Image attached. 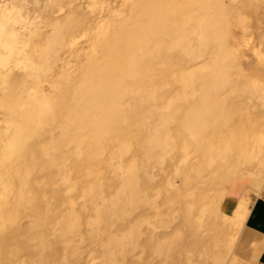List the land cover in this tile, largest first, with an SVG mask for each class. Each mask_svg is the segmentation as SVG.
Here are the masks:
<instances>
[{
  "label": "rangeland",
  "instance_id": "1",
  "mask_svg": "<svg viewBox=\"0 0 264 264\" xmlns=\"http://www.w3.org/2000/svg\"><path fill=\"white\" fill-rule=\"evenodd\" d=\"M60 6L65 7L66 14L68 13L67 15L73 13V11H78V12L74 14L73 18L71 19L72 22L69 23L68 28L67 29L63 28L61 32L62 40L60 41L61 39L60 38L59 42H57L58 41L57 40L54 43L56 45L57 43L59 44L57 46L53 44L54 46H52L48 50L50 51V53L47 51V54L49 53L47 56L50 55V57L47 58L46 53H45L46 49L44 48L45 41L47 37L51 35V32L53 30L52 29L53 23H55L58 20L56 17V12ZM217 6L218 8L220 7L219 10ZM79 8H82V9H79ZM216 9L218 10L219 13L215 11ZM145 10L147 12L148 11L150 12L147 13ZM238 12L241 13L242 15V18H240V20L238 18V14H239ZM61 18H64V16ZM211 18L218 19V25H217V28H215V31L217 30L216 31L217 33H215L216 35L212 33L214 31V29L211 28L213 25L209 23L211 21ZM208 20L210 21L206 23ZM135 23H138V24L135 25ZM131 24L134 26H131ZM144 24H146V26ZM207 25H211V26H207ZM203 27L205 28V31H203L202 33L201 29ZM219 27L221 29H219ZM244 28L248 31L246 32ZM209 29L211 30V32H209ZM142 30H143V33H142ZM218 30L220 31L218 32ZM126 31H128L130 34H128V32ZM133 32H136V33H133ZM146 32H147V35H146ZM125 33H127L126 36H125ZM202 34H203V40L200 41L201 40L200 37ZM212 37L213 38L217 37V41L216 40L214 41V39L212 40ZM134 39H135V42H134ZM136 41H138V43L141 42L140 45ZM200 43H201V46H200ZM141 44L142 45L144 44L143 45L144 48L143 47L138 48L141 46ZM133 48L135 49L133 50ZM212 49H214V51ZM110 50L112 53H110ZM187 50L192 51L193 52L192 55H194V57L192 56V58H190L188 56L189 57L188 58L185 53ZM202 52L211 53V56L209 54L208 55L209 57L204 56L203 58H199L200 60H198L197 57L199 56V53H202ZM131 55L132 56L135 55V57H132ZM217 55L219 58L221 57L220 63L223 62V64L227 66L228 74L233 80V84H229V86L227 87L224 85L225 88L223 85H220L222 81L219 82L221 79L217 78V75L215 74L216 72L215 70H213L214 63L218 62V58L216 57ZM107 57L108 58L110 57V58L108 59ZM134 59H135V63H134ZM142 59H145V60H142ZM105 60H106V63H105ZM179 60L181 62L176 64L177 61L179 62ZM193 60H194V63H193ZM205 60L206 62H204ZM143 61H145L146 63ZM200 61H203L204 63ZM125 62L126 64H124ZM127 63L129 64L133 63L131 65L132 67L129 66V64L127 65ZM205 64H207V66ZM133 65L134 67L136 66L135 68L137 69H134ZM128 67L132 70H130ZM187 67L190 69L187 71L188 73L186 75H195V76H192L193 77L192 80H191L192 77L188 78L189 76H187L186 78V75L180 76L182 70H185ZM197 67H200L199 68L200 72L197 69ZM210 67L211 69H209ZM126 68L129 70H127ZM203 68L206 72L202 70ZM133 69L135 70L134 71L135 73L133 72ZM191 70L195 71V72L193 71L194 74ZM212 70L214 71V74ZM139 72H141V74H138ZM147 72H149V74ZM89 73H92V74H89ZM208 73L209 74L212 73L211 74L212 76L211 75L209 76ZM122 74H123V77L121 76ZM147 76H150V77H147ZM207 76H209V78H207ZM108 77L112 80H110ZM202 77L204 80L202 79ZM210 77H213V80H212L213 82L217 78L216 80L219 83L217 82L218 88L217 87L216 88L218 89L219 92L214 87L215 85L210 84L212 82ZM184 78H186L187 80H185ZM254 79L261 80V82H259L258 84L259 91L260 90L261 91L258 93V96H259L258 98L253 97L252 99L254 101L257 100L256 102L254 101L253 102L256 103L258 106H261V108L264 110V90H263L264 89V0H59V1L58 0H0V134H1L0 136V188L2 189L1 191L2 194L0 195V264H24V263L28 264V261H27L28 259L25 255L22 254V252L23 253L27 252L29 248L35 246V244H37L38 242H40L41 240L42 241L47 240L48 238H53L55 244L52 247H49V248L47 247L44 250L43 255L45 256V258H48V256L50 257L52 253L54 257L56 256L59 257L60 252L58 251L59 250L58 246L63 245L66 242V239H68L67 236H70L65 231H63L61 229L60 224L57 223L58 215L61 216L71 210L70 203L65 204V207L63 206L61 209H59L57 207L58 204L55 202L56 199H58L59 197H65L64 191L62 192L63 185L61 184L58 185V182H57L58 180L56 179L55 177L56 175H54V173H51L50 179H48L46 182L43 181L39 183L35 179L39 174H41L40 172L43 173L46 170H49L48 165L46 164L45 160L40 155V152H39L38 147L36 146V143L39 142V140L42 139L47 133L56 130L59 123L62 121L66 124L65 126L66 128L62 132L61 143H60V145L63 147V151H62L63 153L60 152V153H57V155H58V158L62 159L66 164L70 165V168L71 167L73 168V169L71 168L72 170L71 178L73 177V180H74L75 178L78 177L77 179H75V181H77L79 184L80 195L84 194L82 198L79 197L75 199V202H76L75 209H77L76 216L80 215L83 219H85L84 224H82V226H84L85 229L84 227H82L83 228L82 230L84 232L83 236L86 237L85 239L86 244H87V241H89L88 242L89 244H87V247L83 248L85 249L83 250V252L86 254L87 249L88 251L91 249H93L94 251L92 255L93 256L95 255V256L94 257L92 255L90 256V259L91 257H93L94 260L91 259L90 264H99L104 259L103 252L106 249V246L109 245L110 243L109 234L112 233L111 229L113 227L122 228L123 226H125V224L121 222L123 221V219H125V217L123 216L130 215L132 218V216L136 214L135 212L136 210L133 211V208L131 209L130 206L126 207L128 205L127 195H125L126 193L124 194L125 197L123 196V193L121 191H120V194H118L119 190L123 186L124 187L126 186L125 183L135 184L137 181L140 184L142 183L145 184V186H147V189L151 192L150 194H152V198L155 199L157 197L156 200H159L160 202H162L161 200H163L162 205H161L162 208L165 206L172 207L173 216L176 218V219L174 218L175 221L173 223L176 230L186 229V226H183V223H184L183 220L186 214H189V212H192V213L197 212L201 204H204V203L211 204L217 198L220 202L222 212L225 213L226 210H225V206L222 204V200L228 191L230 183L237 179H244L245 181H251V178L248 175V170L255 171L256 163H255V160H253L254 157L246 158L243 163L244 173L240 172L239 174L236 175L232 173V170H229L228 161L226 159L224 160L221 154H219V152L222 153V150L220 149L222 145H220V148H219V144H218V142L220 141L219 137H221L219 135V132L221 131L224 133L226 132V129L225 127L223 128L220 127L221 124L222 126H224L223 124L224 121L222 120V116H218V114L220 115L223 114V112L221 111V107L223 105H221L222 104L221 102L218 103L219 101L218 99L220 97L221 100L222 99L224 101L228 100L229 103H232L234 105L233 108L232 107L230 108L229 113H227V114H230V115H227L228 119L230 118V120L233 122L237 120L240 116L241 120L245 121L247 118H249V114L247 115L246 113H244L243 112L244 108H242L240 105L245 101L250 102V99H251L250 96L252 95L251 91L253 89L252 83ZM199 80H201V82H199ZM205 80H207L206 84L208 87L205 84ZM82 81L86 82V84H84L83 87H79V84L77 86V83H82ZM198 82L201 84H198ZM73 83H76V85H73L70 87V85ZM99 83H102V84H99ZM109 83H111V85ZM186 83L195 85V87L197 86L196 90H199L197 91L199 94L196 91H194L195 87L193 86L187 89V85H186L184 88L183 86ZM92 84L95 87V89L92 86ZM204 84L206 87L204 86ZM106 85H110V86L107 87ZM89 86H91V88H89ZM125 86L128 88H126ZM221 86L223 87L221 88ZM163 87L164 89H162ZM202 87L206 92L202 90ZM111 89H113V91ZM68 90L70 93L68 92ZM175 90L178 92L181 91L178 93L181 95L180 101L178 103L179 106L173 104L174 106L172 105L171 107H169L170 98L175 96L177 93ZM201 90L203 91L201 94H204V95H201L202 97L200 96ZM208 90L211 92L209 93ZM152 92L155 95H153ZM187 92H189L190 94L188 95ZM212 92L214 94L216 92L217 94L214 95ZM141 93H144V94H141ZM205 93L209 94L210 97L212 98L209 97L208 99ZM138 94H140V97ZM148 94H149V97H148ZM66 95H67V98H66ZM103 95H105V97ZM185 95L188 97L185 98L184 97ZM196 97L198 98V101L201 100L202 102H198L197 100H195ZM69 98L71 101L69 100ZM107 98L111 102L107 100ZM200 98H202L203 100ZM210 99L212 102L214 103L216 102V103L211 104L212 102L209 101ZM98 100L100 101V104ZM188 100H190V102ZM64 101L65 103L67 102L68 103L65 104ZM87 101L89 102L87 103ZM107 101H108V104H107ZM131 101L134 103V105H131L130 103ZM204 101H209V102L203 103ZM77 102H79V105H76ZM94 102L98 106L101 105L102 107L99 106L97 109L96 104L93 105ZM184 103L185 105H183ZM208 103L210 104L207 105ZM89 104L90 105L92 104L94 108H91ZM119 104L121 107H123L122 109L119 106ZM160 104H162L163 106ZM193 104L195 106H193ZM196 104H197V107H196ZM204 104L207 105L206 107H211V105L212 107L213 105L214 107L215 106L216 107L213 108V110H212V107L209 109L207 108L208 110H206V108L205 109L203 108L205 107ZM125 106L127 107V109H125ZM129 106H131L133 109L128 108ZM100 107L103 108L104 110L100 109ZM164 107H169V109L167 111L162 110V112H161V109H158V108H164ZM200 107L203 110L199 111ZM191 108L193 109L196 108L197 110L196 109L193 110ZM66 109L68 110L67 112H66ZM214 110H215V113H214ZM94 112L97 115H95ZM112 112L114 114H112ZM124 112H125V115L123 114ZM101 113H104V114H101ZM115 113L117 115H115ZM190 113H192V115ZM232 113L234 115H232ZM251 113H250L251 118L254 121L259 119L258 115L255 112H251ZM93 114L97 116L96 118H98V120H95L96 118ZM200 114L202 116H200ZM19 115L28 116V119H29L28 126L29 127L27 129V132L21 138V143L22 144L23 142L25 143V148L22 149V147L19 146L18 151L14 155H12V154L7 153L8 147L6 144L9 139L18 136L19 134L18 121H17V117ZM66 115H68V117ZM71 115H72V119H71ZM82 115L84 116V119H86L87 121H84L83 119H81L83 118ZM105 116H106V120H104ZM123 116L124 117L126 116V118H124ZM165 116H170L171 122L169 119L167 120L168 121L167 122L164 119ZM188 117H190L189 119L191 121L195 120L192 118H195V117L200 118V119L195 120V124L197 125L194 124V126L201 127V130H199L200 129L199 127L198 128L195 127L196 133H199V134L194 133L195 135H198L197 137H195V135L194 137L190 136V134H189L190 137L188 136L187 132L189 131L186 130L188 129L187 126L193 124L192 122L189 123L190 121L187 120ZM175 118H177L178 121ZM206 118H208L207 119L208 124L207 123L203 124L202 120L206 121L205 120ZM233 118L235 120H233ZM123 119L126 122V124H124L125 122L123 121ZM69 120L72 122L70 123ZM102 120L104 122H102ZM181 120L182 122L184 120V123L182 125H181L182 123ZM198 120L199 122H197ZM106 121L108 124L106 123ZM112 121L113 123L110 124ZM133 121L137 122L138 129L133 127ZM165 121L170 126L166 125ZM150 122H151V125H158L160 123L161 125L165 124V126H163L164 128H162L163 130L171 127L172 129L170 128L171 129L170 131L174 132V140L178 137V139H176L178 141L175 140L176 143H174V141L171 142V144L172 143L176 144L175 147L177 148L175 147L171 148L173 147V145L171 146V144H170V148L169 147L167 148V151L171 152L170 156L172 155L174 159L173 161L168 160L169 162L168 165L171 163L170 165L172 167H170V165L169 167H167L166 165V167L164 168L165 171H163V167L165 165L163 167L161 166L162 167L161 168V167H158L159 165L156 164L155 161L153 162V159H155L153 158L155 156L154 153H152L153 154L152 159L147 158L145 155L146 154L145 149H147L148 147L147 140L150 138L149 137L150 135L148 136L149 134L148 127L149 126L151 127ZM103 123H105L106 125ZM177 123L179 125H177ZM200 123H202V125H200ZM218 123H221V124H218ZM97 124L98 126H96ZM112 125L114 127L113 130H112L113 128ZM205 125L206 127H209V128H206ZM255 125H254V128L256 129L257 125L256 126ZM202 126H204L205 128H203ZM96 127H98L100 130L97 129ZM181 127H183V129L180 130ZM202 128L204 131L202 130ZM131 129H134V130H131ZM79 130L81 133H79ZM97 130L99 134L97 133ZM197 130H199L200 132ZM66 131L68 135L67 133H65ZM133 131L138 132V136L139 134H143V137L145 140L148 137L146 141L144 140L145 149L143 148L142 149L143 152L140 151L139 155L138 154L136 155L137 159L132 158V157L130 158L129 155H127L128 157H122V158L117 156L115 159L110 161L111 164L109 163V161L108 163L107 162L104 163V166H102L104 168L101 169L103 171L98 170L97 167H94V169L90 167V165L92 166L95 164V162L97 163L98 161H100V159H102V156L105 154V151L109 145V140L107 138H104L105 132L109 136H113L114 134L116 135L120 134L121 137L132 135L131 139L133 141L135 140L136 142L138 140V136H135ZM69 132L72 135H70ZM100 132L101 133L103 132L104 135L101 134ZM239 132L242 133L241 131H238V133ZM86 133L88 134L86 135ZM201 133L204 134L202 135V137L205 138L206 136L205 138L206 141L205 139L202 140V137H200ZM64 135L66 136V138ZM133 135L135 138L133 137ZM87 136L88 137L90 136V139ZM91 136L95 138V140L97 141L100 139H101L100 141L103 140L102 150L99 148H96L94 151H91L89 155L87 154L85 156L83 155L84 156L82 157L83 160L82 158L79 160L80 158L79 154H75L77 153V151L74 150L76 149L75 146L72 147L71 149V150H74L75 152L74 151L71 152L70 150L67 151V148L69 149V146L71 147L72 145L70 143V140L72 137H77L78 139L81 138V143L84 144L82 147H85V149L86 148L88 149L90 147L91 149H93L96 145L95 143L96 141L94 142L95 143L94 144L93 143L94 139ZM96 136L99 139H97ZM195 138L196 139L198 138L196 141L197 143L194 141ZM185 139H186V143L190 141L192 142V144H190V142L186 144L184 142ZM189 139H192V140L194 139V140L191 141ZM85 140L86 142L88 141V143L84 142ZM195 143L197 144V146ZM200 143L205 144L204 148L207 147L208 151L204 152L202 150L201 152H199L200 150H198V148H199ZM188 144L193 145L191 146L193 148L191 149V147H188L190 146ZM232 145H233L232 148H236L235 144H232ZM236 145H238L237 146L238 154L236 155L235 160H237L238 161L237 163L240 164V159H241L240 155L243 153V150H244L243 141L239 139L236 142ZM66 146L67 148H64ZM215 147L217 148L213 149ZM183 148H184V152H183ZM188 149H191L190 150L191 152ZM212 150H215V151L212 152ZM98 151L99 152L102 151V152L99 153ZM176 151H178V154L176 153ZM172 152H175V153H172ZM186 152H188L189 156L186 155L187 154ZM97 154L99 155L100 159H98ZM4 155L5 157L9 159V161H6L5 157L3 158ZM190 155H192L193 157ZM139 157H141L142 159ZM198 157L199 158L206 157L205 159L207 160L202 158V160L205 161L206 164H204L205 162H203L201 159L199 160ZM30 158H32L31 159L32 161H30ZM95 158H97L98 160H96ZM125 158H128V160ZM191 159L193 162H191ZM125 160H127V163L125 162ZM148 160L151 161V164L150 162H148ZM201 161L202 163H200ZM188 162L191 165L190 167L191 171L188 170L187 172L185 168L183 171L177 170L178 167H173L174 164L175 166H178V165H184L185 163H188ZM134 164H137V165H134ZM109 165H111V167H109ZM143 165L145 167H143ZM151 165L153 167L154 166L156 167L153 168ZM204 165H209V166H204ZM78 166L82 169L81 173H77L76 171ZM127 166H132V167L137 166V167L134 168L135 171H133V173H126V174L122 173L121 175V169ZM206 167L207 169H201V168H206ZM85 168H86V171H84ZM87 168L89 171L87 170ZM107 168L109 169L110 172L108 171ZM149 168H153V169L149 170ZM157 168H160V169L157 170ZM104 169L107 172H104ZM161 170L164 173L160 172ZM94 171L97 172L98 175L95 174ZM82 172L85 176H83ZM189 172L193 175V177L195 176V179L194 178L191 179V177L189 178V176L191 175ZM25 173H28L26 180H25L26 182L24 181ZM99 174L101 176H99ZM134 174L138 176L139 179H140V176L141 177L143 176L142 180L140 179V182H139V179H137L135 180V183H134V180L131 181ZM263 174L264 173H256L255 177L259 178L262 181L264 180ZM174 175L176 177H174ZM89 176L91 179L89 178ZM152 176H154V179L157 182H159L160 180L162 181V184H163L161 185L162 188L160 187L155 190L153 187L149 186L147 182L148 180L151 179ZM101 177H103V179ZM166 177L167 178L171 177L172 180L174 179V181H172V183L167 182L169 179L167 180ZM175 178L176 179L178 178V179L176 180ZM180 179L182 182L180 181ZM29 180L31 183L29 182ZM95 180L97 181L98 185ZM53 182L55 183L54 184L55 186L53 185ZM179 182L180 184L178 185ZM113 183L115 184L113 185L114 188L116 186L118 187V188L116 187L117 190L112 187L111 184ZM118 183L121 184V186H119ZM170 183L172 184V187L174 188L170 187L171 185ZM37 184L40 186L38 187ZM48 184H50L51 186ZM93 184L95 187L93 186ZM234 185H235V182H233V186ZM47 186L49 187L45 188ZM109 186L112 188L110 189ZM175 187L178 188L179 190L175 189ZM96 188L98 189L96 190ZM44 189L46 191H50L52 200L50 199L49 201H52L51 203H49L48 200L44 198ZM101 189L106 191L104 194V196H106V199H104V201L102 200V202L99 203L102 209V213H103V214L101 213V216H100L98 215V212L95 208L92 207L91 209V199H95L93 197H95L96 194H97L96 197L99 198ZM193 189L195 190L193 191ZM83 190L85 191V193L89 192L90 195L85 194ZM157 191L160 192V195ZM174 194L176 197L174 196ZM71 196L75 198V195L71 194ZM211 196L213 198H209ZM173 198H174V201H173ZM85 199L87 200L85 201ZM118 200H120V202ZM172 201H173V204H172ZM186 201L189 204H187ZM47 202L49 203V205L47 204ZM194 204H196V206H194ZM118 205L119 206L121 205V208H119ZM16 208H21L23 212H26V210H28L32 213V215H28V216L30 217L34 216L33 217L34 226L31 227L32 233L26 237H22V236L15 237L16 236L15 233L19 229L20 222L23 221V220H15L14 210ZM39 208H40V211L39 213L36 214ZM118 208L120 209V212L113 213ZM189 208H193V209L191 210ZM242 210H243L242 212H240L239 209L236 211L244 215L249 209L247 207H244ZM49 211H51V213ZM180 211L182 212V214ZM37 215L39 216V219ZM120 215H122V217ZM177 215H179L178 218H177ZM87 222L89 224H87ZM243 222H244V219H243ZM98 223H101L100 226H98L99 225ZM111 225L112 227H110ZM176 225H178V227ZM90 230L92 232L89 235L88 231L90 233ZM159 231L162 232L163 230H159ZM236 232L233 234L234 236H236L235 239L238 236L239 230H237ZM39 233H42V235L38 236ZM90 236H91V239H90ZM26 241H28L29 243L31 242L30 245L27 244L28 242L24 243ZM181 241H179L177 250H179L180 246L182 247L183 245L182 243L185 241V239H182ZM17 246H20V250L18 248L15 249ZM21 246L23 247L21 248ZM1 248L3 249L9 248L10 251L16 250V254L10 255L9 251L3 253ZM129 248L130 247H128L127 249ZM128 253L130 254V250H128ZM150 253H152V255ZM149 254L150 256L154 258L153 259L152 257L148 256L149 259H147V261L149 260L150 263L152 259H153L152 262L155 263L156 261V263H158V260L161 261L162 259L166 258L164 255L158 256L157 253L152 252V251L150 252L148 249L146 255H149ZM248 254H249L248 247H245V245H242V248L237 249V251L235 252V257L243 261L247 258ZM17 255H20V256H17ZM97 256L98 258H100L97 260L98 263L96 262V259H95L97 258ZM15 257H17L18 259ZM23 258H25L26 260ZM35 259L36 257L31 259V261ZM133 261L135 262L136 259L133 258ZM174 264H178V261H176V263Z\"/></svg>",
  "mask_w": 264,
  "mask_h": 264
},
{
  "label": "bare ground",
  "instance_id": "2",
  "mask_svg": "<svg viewBox=\"0 0 264 264\" xmlns=\"http://www.w3.org/2000/svg\"><path fill=\"white\" fill-rule=\"evenodd\" d=\"M59 1V0H58ZM70 3H72V2H70ZM69 3V4H70ZM69 7H71V6H69ZM217 8H218V6H217ZM220 8V7H219ZM219 8H218V10H219ZM79 9H82V8H79ZM242 9V8H241ZM240 9V10H241ZM147 10V9H146ZM145 10V11H146ZM218 10L216 9L215 11L217 12V13H219L218 12ZM133 11V10H132ZM78 11H73V13H71V14H69V15H67L66 14V9H65V7L64 6H60L59 8H58V10H57V12H56V17H57V21L55 22V23H53V26H52V32H51V35H49L48 37H47V39H46V41H45V49H46V51H45V53H46V57L48 58V57H50V55L49 56H47L49 53H50V51H48L52 46H54V45H56V44H54L55 43V41H57V42H59V39L62 37V34H61V32H62V30H63V28H68V25H69V23H71L72 22V18H73V16H74V14L75 13H77ZM147 12V11H146ZM148 12H150V11H148ZM147 12V13H148ZM133 13V12H132ZM239 13V12H238ZM64 16V18H61V17H63ZM76 16V15H75ZM238 18H239V20H240V18H242V15H241V13H239L238 14ZM134 19V18H133ZM125 20V19H124ZM127 20V19H126ZM137 20H139V19H137ZM210 20H208L206 23H208ZM125 22V21H124ZM139 23V22H138ZM138 23H135V25L136 24H138ZM144 23V22H143ZM209 23H211V25H213L211 28L212 29H214V31L212 32V33H217L216 31H215V28H217V25H218V19L217 18H211V21L209 22ZM122 24V23H121ZM128 24V23H127ZM130 24V23H129ZM141 25V24H140ZM145 26H146V24H144ZM211 25H207V26H211ZM131 26H134V25H132L131 24ZM137 26H139V25H137ZM144 26V27H145ZM123 27V26H122ZM143 27V28H144ZM128 28H129V26H128ZM134 28V27H133ZM132 28V29H133ZM146 28V27H145ZM144 28V29H145ZM210 28V27H209ZM142 29V28H141ZM143 29V30H144ZM207 29V28H206ZM219 29H221L220 27H219ZM245 29V28H244ZM125 30V29H124ZM123 30V31H124ZM130 30H131V28H130ZM143 30H142V33H143ZM202 33H203V31H205V28L203 27L202 29ZM201 30H200V32H201ZM134 31V30H133ZM137 31H138V29H137ZM145 31V30H144ZM147 31V30H146ZM182 31V30H181ZM220 30H218V32H219ZM223 31V30H222ZM221 31V32H222ZM245 31L247 32L248 30H246L245 29ZM126 32H128V31H126ZM176 32V31H175ZM209 32H211V30L209 29ZM133 33H136V32H133ZM180 33V32H179ZM126 34L127 33H125V36H126ZM128 34H130L129 32H128ZM144 34H145V32H144ZM211 34V33H210ZM64 35H66V34H64ZM123 35H124V33H123ZM122 35V36H123ZM134 35V34H133ZM146 35H147V32H146ZM216 35V34H215ZM129 36V35H128ZM124 37V36H123ZM205 37V36H204ZM64 38V37H63ZM122 38V37H121ZM133 38V37H132ZM143 38V37H142ZM145 38V37H144ZM201 40L200 41H202L203 40V34L201 35ZM247 38H248V36H247ZM127 39H128V37H127ZM208 39V38H207ZM214 39V41L216 40L217 41V37H212V40ZM62 40V38L60 39V41ZM111 40V39H110ZM120 40V39H119ZM126 40V39H125ZM125 40H124V42H125ZM130 40V39H129ZM204 40H206V39H204ZM244 40H245V38H244ZM133 41V40H132ZM131 41V42H132ZM145 41V40H144ZM130 42V41H129ZM134 42H135V39H134ZM137 43H138V41H136ZM143 42V41H142ZM146 42V41H145ZM127 43H128V41H127ZM141 43V42H140ZM140 43H138L139 45H140ZM147 43V42H146ZM145 43V44H146ZM54 44V45H53ZM59 43H57V45H58ZM120 44V43H119ZM136 44V43H135ZM137 44V45H138ZM56 45V46H57ZM61 45V44H60ZM115 45V44H114ZM128 45V44H127ZM130 45V44H129ZM144 45V44H143ZM143 45L141 44V46L140 47H138V48H141V47H143ZM209 45V44H208ZM117 46H119V45H117ZM200 46H201V43H200ZM203 46V45H202ZM109 47H110V45H109ZM134 47H135V45H134ZM147 47V46H146ZM149 47V46H148ZM118 48V47H117ZM122 48V47H121ZM144 48V47H143ZM193 48H195V47H193ZM209 48V47H208ZM55 49H56V47H55ZM135 48H133V50H134ZM187 49V48H186ZM191 49V48H190ZM120 50V49H119ZM125 50V49H124ZM200 50V49H199ZM199 50H198V52H199ZM213 51H214V49H212ZM47 51L49 52L48 54H47ZM117 51V50H116ZM122 51V50H121ZM123 52V51H122ZM133 52V51H132ZM138 52V51H137ZM136 52V53H137ZM184 52V51H183ZM191 52V53H190ZM210 52V51H209ZM218 52V51H217ZM230 52V51H229ZM110 53H112L111 52V50H110ZM135 53V54H136ZM186 56L188 57H190V58H192V56L194 57V55H192L193 54V52L192 51H189V50H187L186 52ZM196 53V52H195ZM219 53V52H218ZM260 53V52H259ZM55 54V53H54ZM116 54V53H115ZM210 54V56H211V53H205V52H202V53H199V56L197 57L198 58V60H200L199 58H203L204 56H207V57H209L208 55ZM230 54V53H229ZM51 55H52V53H51ZM110 55V54H109ZM139 55V54H138ZM231 55H232V53H231ZM54 56V55H53ZM132 56V55H131ZM196 56V55H195ZM213 56H215V55H213ZM227 56V55H226ZM132 57H135V55L134 56H132ZM139 57V56H138ZM188 57V58H189ZM217 58H218V62H215L214 63V67H213V70H215V74L217 75V78L218 79H221L219 82H221V84L220 85H225L226 87L227 86H229V84H233V80L231 79V77L229 76V74H228V70H227V66H225L224 64H223V62H221L220 63V58L218 57V55L216 56ZM223 57V56H222ZM228 57V56H227ZM108 58V57H107ZM110 58V57H109ZM108 58V59H109ZM119 58V57H118ZM196 58V59H197ZM104 59V58H103ZM128 59V58H127ZM194 59V58H193ZM195 59V60H196ZM115 60V59H114ZM142 60H145V59H142ZM111 61V60H110ZM110 61H109V63H110ZM116 61V60H115ZM122 61V60H121ZM126 61V60H125ZM129 61H131V60H129ZM133 61V60H132ZM127 62V61H126ZM126 62L124 63V64H126ZM137 62V61H136ZM143 62H145V61H143ZM181 61L179 60V62L177 61V63L176 64H178V63H180ZM196 62V61H195ZM200 62H203V61H200ZM204 62H206V60L204 61ZM203 62V63H204ZM208 62V61H207ZM105 63H106V60H105ZM108 63V64H109ZM112 63V62H111ZM116 63V62H115ZM134 63H135V59H134ZM146 63V62H145ZM193 63H194V60H193ZM210 63V62H209ZM123 64V65H124ZM129 63H127V65H128ZM133 63H131V64H129V66H131ZM139 64H140V62H139ZM142 64V63H141ZM197 64V63H196ZM208 64V63H207ZM207 64H205L206 66H207ZM135 65V64H134ZM134 65H133V67H134ZM145 65H147V64H145ZM165 65V64H164ZM180 65V64H179ZM203 65V64H202ZM204 65V66H205ZM211 65V64H210ZM213 65V64H212ZM99 66V65H98ZM110 66V65H109ZM115 66H116V64H115ZM120 66H122V65H120ZM119 66V67H120ZM140 66V65H139ZM203 66V67H204ZM132 67V66H131ZM136 67V66H135ZM134 67V69H137V68H135ZM153 67V66H152ZM202 67V66H201ZM104 68V67H103ZM106 68V67H105ZM123 68V67H122ZM129 68V67H128ZM199 68L200 67H197V69L199 70ZM102 69V68H101ZM101 69H99V70H101ZM111 69V68H110ZM127 69V68H126ZM125 69V70H126ZM130 69V68H129ZM129 69H127V70H129ZM133 69V72L135 71ZM187 69V70H186ZM185 70H182V72H181V74H180V76H184V75H186L188 72V70L190 69V68H186ZM195 69V68H194ZM209 69H211V67L209 68ZM98 70V71H99ZM104 70V69H103ZM102 70V71H103ZM130 70H132V69H130ZM141 70H142V68H141ZM196 70V69H195ZM202 70H204V68L202 69ZM212 70V71H213ZM110 71V70H109ZM121 71H122V69H121ZM120 71V72H121ZM192 72L194 71V70H191ZM205 71V70H204ZM203 71V72H204ZM94 72V71H93ZM195 72V71H194ZM194 72H193V74H194ZM199 72H200V70H199ZM206 72V71H205ZM101 73V72H100ZM124 73V72H123ZM135 73V72H134ZM148 74H149V72H147ZM89 74H92V73H89ZM106 74V73H105ZM130 74V73H129ZM128 74V75H129ZM138 74H141V72H139ZM206 74V73H205ZM209 74V73H208ZM212 73H210L209 74V76L211 75ZM213 74H214V71H213ZM216 75H215V77H216ZM101 76V75H100ZM108 76H110V75H108ZM122 77H123V74L121 75ZM131 76V75H130ZM140 76V75H139ZM187 76H189L188 78H190V77H192V76H195V75H186V78H187ZM205 76V75H204ZM203 76V77H204ZM209 76H207V78H209ZM212 76V75H211ZM126 77V76H125ZM128 77V76H127ZM147 77H150V76H147ZM203 77H202V79H203ZM88 78V77H87ZM93 78V77H92ZM97 78V77H96ZM109 78V77H108ZM131 78V77H130ZM136 78V77H135ZM181 78V77H180ZM179 78V79H180ZM183 78V77H182ZM186 78H184L185 80H187ZM216 78V79H217ZM95 79V78H94ZM110 79V78H109ZM108 79V80H109ZM124 79V78H123ZM132 79V78H131ZM178 79V80H179ZM193 79V77L191 78V80ZM201 79V80H202ZM210 79H211V81L213 80V77H210ZM214 80V82L212 81H210L211 83V85H215L214 87L216 88H218V86H217V80ZM93 80V79H92ZM104 80V79H103ZM110 80H112V79H110ZM119 80V79H118ZM134 80V79H133ZM136 80V79H135ZM148 80V79H147ZM182 80V79H181ZM201 80H199V82H201ZM204 80V79H203ZM209 80V79H208ZM95 81V80H94ZM124 81V80H123ZM138 81V80H137ZM145 81V80H144ZM206 81L207 80H205V84H206ZM216 81V82H215ZM104 82V81H103ZM102 82V83H103ZM111 82V81H110ZM112 82H114V81H112ZM183 82V81H182ZM181 82V83H182ZM185 82V81H184ZM192 82V81H191ZM198 82V84H201V83H199ZM218 82V83H219ZM259 82H261V80H258V79H254L253 80V83H252V86H253V89H252V91H251V99H250V102L249 101H245V102H243L240 106L242 107V108H244V110H243V112L244 113H246L247 115L249 114V118H247L245 121H242L241 120V118H240V116H239V118L237 119V120H235L234 118H233V120H235V121H231L230 120V118L228 119L227 118V115H230V114H227V113H229V110H230V108L232 107L233 108V104L232 103H229L228 102V100H221L220 99V97H219V101H218V103L219 102H221L222 104L221 105H223L222 107H221V111L223 112V114L222 115H220V114H218V116H222V120L224 121V126H222V124L221 123H218V124H221L220 125V127H225V129H226V132H221L220 130V132H219V135L221 136V137H219V142H218V144H219V148H220V145H222L221 146V150H222V153H220L219 152V154H221V156L224 158V160L226 159L227 161H228V167H229V170H232V173L233 174H239L240 172H242V173H244L243 171H244V160L246 159V158H248V157H254L253 158V160H255V163H256V170L255 171H252V170H248V175L250 176V178H251V180L252 181H258L259 180V178H256L255 176H256V173H264V110L261 108V106H258L256 103H254V102H256V101H254L252 98L254 97H256V98H258L259 96H258V93L261 91H259ZM102 83H99V84H102ZM124 83V82H123ZM148 83V82H147ZM175 83H176V81H175ZM178 83V82H177ZM180 83V84H181ZM78 84H79V87H83L84 86V84H86V82H84V81H82V83H77V86H78ZM95 84V83H94ZM98 84V83H97ZM106 84V83H105ZM110 85H111V83H109ZM117 84H119V83H117ZM150 84V83H149ZM198 84H196V85H198ZM205 84H204V86H205ZM73 85H76V83H73V84H71L70 85V87L71 86H73ZM110 85H106L107 87L108 86H110ZM113 85V84H112ZM121 85V84H120ZM119 85V86H120ZM130 85V84H129ZM132 85H133V83H132ZM131 85V86H132ZM135 85V84H134ZM183 85V84H182ZM187 85V89L188 88H190V87H195V85H192V84H184V88H185V86ZM203 85V84H202ZM201 85V86H202ZM68 86V85H67ZM92 86H93V84H92ZM97 86H99V85H97ZM105 86V87H106ZM118 86V87H119ZM139 86V85H138ZM179 86V85H178ZM206 86H207V84H206ZM205 86V87H206ZM223 86H221V88L223 87ZM225 86H224V88H225ZM94 87V86H93ZM93 87H92V89H93ZM104 87V86H103ZM112 87V86H111ZM126 87V86H125ZM130 87V86H129ZM144 87H145V85H144ZM159 87H161V86H159ZM197 87V86H196ZM196 87L194 88V91H199V90H196ZM199 87V86H198ZM204 87V88H205ZM208 87V86H207ZM211 87V86H210ZM89 88H91V86H89ZM110 88V87H109ZM126 88H128V87H126ZM200 88V87H199ZM214 88V89H215ZM216 88V90L218 91V89ZM68 89V88H67ZM71 89V88H70ZM94 89H95V87H94ZM100 89H102V88H100ZM108 89V88H107ZM115 89H117V88H115ZM155 89V88H154ZM162 89H164V87L162 88ZM99 90V89H98ZM112 91H113V89H111ZM149 90V89H148ZM176 90H177V88H176ZM175 90V91H176ZM181 90V89H180ZM202 90L203 91H205L204 89H203V87H202ZM201 90V92H200V96L201 95H204V94H201L203 91ZM209 90H211V89H209ZM208 90V91H209ZM213 90V89H212ZM264 90V89H263ZM73 91V90H72ZM163 91V90H162ZM68 92H69V90H68ZM87 92V91H86ZM90 92V91H89ZM100 92V91H99ZM107 92V91H106ZM120 92V91H119ZM140 92H141V90H140ZM177 93H176V95L175 96H173L172 98H170V100H169V102H170V106L169 107H171L173 104L174 105H178L179 106V101H180V97H181V95L180 94H178L179 92H181V91H176ZM206 92V91H205ZM211 91H209V93H210ZM219 92V91H218ZM223 92V91H222ZM222 92H220V93H222ZM70 93V92H69ZM77 93V92H76ZM108 93V92H107ZM132 93V92H131ZM153 93V92H152ZM166 93V92H165ZM188 93V95L190 94L189 92H187ZM198 93V92H197ZM213 93V92H212ZM92 94V93H91ZM101 94V93H100ZM141 94H144V93H141ZM182 94V93H181ZM186 94V93H185ZM191 94H193V93H191ZM199 94V93H198ZM214 94V93H213ZM215 94H217L216 92H215ZM214 94V95H215ZM71 95V94H70ZM90 95V94H89ZM102 95V94H101ZM100 95V96H101ZM139 95V97H140V94H138ZM153 95H155L154 93H153ZM205 95L208 97V99H209V97H210V95L209 94H206L205 93ZM209 95V96H208ZM72 96V95H71ZM86 96V95H85ZM94 96V95H93ZM104 97H105V95H103ZM152 96V95H151ZM82 97V96H81ZM88 97V96H87ZM116 97V96H115ZM148 97H149V94H148ZM185 98H187L188 96H184ZM197 97H198V95H197ZM196 97V98H197ZM202 97V96H201ZM222 97V96H221ZM66 98H67V95H66ZM89 98V97H88ZM183 98V97H182ZM195 98V100H197L198 101V98L196 99ZM204 98V97H203ZM206 98V97H205ZM210 98H212V97H210ZM215 98H216V96H215ZM86 99V98H85ZM104 99V98H103ZM103 99H102V101H103ZM117 99V98H116ZM122 99V98H121ZM191 99H192V97H191ZM200 99H202V98H200ZM69 100H70V98H69ZM105 100V99H104ZM107 100H109L108 98H107ZM114 100V99H113ZM139 100V99H138ZM203 100V99H202ZM221 100V101H220ZM67 101V100H66ZM71 101V100H70ZM99 101V100H98ZM110 101V100H109ZM117 101V100H116ZM128 101V100H127ZM185 101V100H184ZM189 102H190V100H188ZM192 101V100H191ZM209 101H211V99L209 100ZM209 101H204L203 103H207V102H209ZM254 101V102H253ZM89 101H87V103H88ZM95 102H97V101H95ZM94 102V104L93 105H95L96 103ZM111 102V101H110ZM193 102H194V100H193ZM198 102H202L201 100H199ZM212 102V101H211ZM210 102V103H211ZM64 103H65V101H64ZM68 103V102H67ZM67 103H65V104H67ZM93 103V102H92ZM105 103V102H104ZM118 103V102H117ZM116 103V104H117ZM125 103V102H124ZM131 103V105H134V103L131 101L130 102ZM210 103H208L207 105H209ZM214 102H212L211 104H213ZM216 103V102H215ZM214 103V104H215ZM258 103V102H257ZM99 104H100V101H99ZM102 104V103H101ZM107 104H108V101H107ZM113 104H114V102H113ZM128 104V103H127ZM159 104V103H158ZM247 104V105H246ZM76 105H79V102H77L76 103ZM86 105V104H85ZM90 105V104H89ZM92 104L90 105L91 106V108H94V106H93ZM160 105H162V104H160ZM173 105V106H174ZM183 105H185V103L183 104ZM188 105H189V103H188ZM205 105V104H204ZM207 105H205V107H203L204 109L206 108V110H208L209 108H211L212 107V105H211V107H206ZM218 105V104H217ZM96 108L98 109V107L99 106H101V105H97L96 104ZM113 106V105H112ZM116 106V105H115ZM118 106V105H117ZM119 106H120V104H119ZM136 106V105H135ZM163 106V105H162ZM187 106V105H186ZM193 106H195L194 104H193ZM201 106V105H200ZM244 106V107H243ZM72 107H73V105H72ZM102 107V106H101ZM100 107V109H103V108H101ZM105 107V106H104ZM114 107V106H113ZM113 107H112V109H113ZM121 107V106H120ZM119 107V108H120ZM139 107V106H138ZM161 107V106H160ZM169 107H164V108H158V109H161V112H162V110H164V111H167L168 109H169ZM196 107H197V104H196ZM199 107V106H198ZM202 107V106H201ZM200 107V109H199V111L200 110H203L202 108ZM216 107V106H215ZM214 107V105H213V107H212V110H213V108H215ZM67 108V107H66ZM110 108H111V106H110ZM116 108V107H115ZM114 108V109H115ZM123 107H121V109H122ZM128 108H132L131 106H129ZM208 108V109H207ZM219 108V107H218ZM65 109V108H64ZM69 109H70V107H69ZM106 109V108H105ZM125 109H127V107L125 106ZM133 109V108H132ZM154 109V108H153ZM157 109V108H156ZM185 109V108H184ZM191 109H193V108H191ZM190 109V110H191ZM196 109V108H195ZM195 109H193V110H195ZM104 110V109H103ZM130 110V109H129ZM143 110V109H142ZM141 110V111H142ZM183 110V109H182ZM197 110V109H196ZM211 110V109H210ZM218 110V109H217ZM68 110L66 109V112H67ZM74 111V110H73ZM73 111H71V112H73ZM101 111V110H100ZM106 111V110H105ZM125 111V110H124ZM145 111V110H144ZM219 111V110H218ZM246 111V112H245ZM255 112L257 115H258V117H259V119H257V120H253L252 118H251V112ZM104 112V111H103ZM109 112V111H108ZM115 112V111H114ZM117 112V111H116ZM121 112V111H120ZM188 112V111H187ZM196 112V111H195ZM203 112V111H202ZM206 112V111H205ZM89 113V112H88ZM95 113V112H94ZM193 113V112H192ZM192 113H190L191 115H192ZM207 113V112H206ZM205 113V114H206ZM212 113V112H211ZM214 113H215V110H214ZM213 113V114H214ZM240 113V112H239ZM251 113V114H250ZM101 114H104V113H101ZM110 114V113H109ZM109 114H107V115H109ZM112 114H114L113 112H112ZM124 115H125V112L123 113ZM122 114V115H123ZM186 114V113H185ZM94 115V114H93ZM95 115H97L96 113H95ZM94 115V116H95ZM106 115V116H107ZM115 115H117L116 113H115ZM129 115V114H128ZM128 115H126V116H128ZM184 115V114H183ZM199 115V114H198ZM210 115V114H209ZM232 115H234L233 113H232ZM231 115V116H232ZM254 115V114H253ZM67 117H68V115H66ZM77 116V115H76ZM83 116V115H82ZM84 116H85V114H84ZM84 116H83V118H81V119H83L84 121H87L86 119H84ZM94 116H92V117H94ZM104 116V115H103ZM106 116H105V119L104 120H106ZM118 116H120V115H118ZM126 116L124 117V118H126ZM143 116V115H142ZM161 116V115H160ZM200 116H202L201 114H200ZM205 116V115H204ZM207 116V115H206ZM212 116V115H211ZM61 117H63V116H61ZM66 117V118H67ZM80 117H81V115H80ZM91 117V118H92ZM97 116H95V118H96ZM100 117V116H99ZM132 117V116H131ZM162 117V116H161ZM208 117V116H207ZM216 117H217V115H216ZM238 117V116H237ZM86 118V117H85ZM94 118V119H95ZM108 118V117H107ZM130 118V117H129ZM171 117L170 116H165V120L167 121L168 119L170 120V122H171V119H170ZM172 118H173V116H172ZM178 118V117H177ZM177 118H175V119H177ZM183 118V117H182ZM190 117H188V121H190L189 123H193L192 125H188L187 126V128L188 129H186V130H188L189 132H187L188 133V136H189V134H190V136H193L194 137V133H196V129H195V127H197V126H194V124H195V120L196 119H200V118H192V119H195L194 121H191L190 119H189ZM204 118V117H203ZM68 119V118H67ZM66 119V120H67ZM71 119H72V115H71ZM80 119V120H81ZM93 119V118H92ZM103 119V118H102ZM115 119H116V117H115ZM122 119V118H121ZM128 119V118H127ZM179 119V118H178ZM178 119H177V121H178ZM208 118H206L205 120L206 121H203L202 119V122H203V124H206L207 122H208V120H207ZM64 120V119H63ZM95 120H98V118H96ZM201 120H200V122H201ZM212 120H213V118H212ZM17 121H18V128H19V134H18V136H16V137H13V138H11L10 140H9V142H8V149H7V153H9V154H12V155H14L17 151H18V147L19 146H21L22 147V149H24L25 148V143L23 142V144L21 143V138H22V136L27 132V129H28V125H29V119H28V116H24V115H19L18 117H17ZM70 121V120H69ZM110 121V120H109ZM114 121V120H113ZM113 121L110 123V124H112L113 123ZM115 121H117V120H115ZM121 121V120H120ZM123 121H124V119H123ZM129 121H130V119H129ZM141 121V120H140ZM151 121V120H150ZM165 121V122H166ZM185 121H186V119H185ZM58 122V121H57ZM72 121H70V123H71ZM93 122H94V120H93ZM100 122V121H99ZM99 122H97V123H99ZM102 122H104L103 120H102ZM125 122V121H124ZM124 122H122V123H124ZM147 122V121H146ZM163 122V121H162ZM168 122V121H167ZM167 122H166V125H169V124H167ZM181 122H182V120H181ZM197 122H199V120L197 121ZM196 122V123H197ZM212 122V121H211ZM258 122H260V123H258ZM66 123H67V121H66ZM106 123H107V121H106ZM115 123V122H114ZM184 123V120H183V122L181 123V125ZM186 123V122H185ZM81 124V123H80ZM94 124V123H93ZM103 124H105V123H103ZM108 124V123H107ZM109 124V125H110ZM120 124H121V122H120ZM119 124V125H120ZM124 124H126V122L124 123ZM143 124H144V122H143ZM174 124V123H173ZM208 124V123H207ZM210 124V123H209ZM215 124V123H214ZM257 125V128L255 129L254 128V125ZM69 125V124H68ZM85 125V124H84ZM83 125V126H84ZM100 125V124H99ZM106 125V124H105ZM117 125V124H116ZM140 125V124H139ZM150 125H151V122H150ZM177 125H179L178 123H177ZM177 125H175V126H177ZM186 125V124H185ZM195 125H197V124H195ZM200 125H202V123H200ZM255 125V126H256ZM66 126V124L62 121V122H60L59 123V125H58V127H57V129L56 130H54V131H52V132H49V133H47L42 139H40L39 140V142H37L36 143V146L38 147V149H39V152H40V155H41V157L45 160V162H46V164L48 165V169L49 170H46L45 172H40L41 174H39L35 179H36V181H38L39 183H41V182H43V181H47L48 179H50V177H51V173H54V175H56L55 177H56V179L58 180L57 182H58V185H63V190H62V192L64 191V194H65V197H59L58 199H56V203L58 204V208L59 209H61L63 206L65 207V204H67V203H70V207H71V210L70 211H68V209H67V213H65V214H63V215H61V216H57V218H58V222L57 223H59L60 224V226H61V229L63 230V231H65L67 234H69L70 236H67L68 237V239H66V242L63 244V245H60V246H58V251L60 252V256L59 257H54L53 256V254L51 253V256L49 257L48 256V258H45V256L43 255V253H44V250L48 247H52L54 244H55V242H54V240H53V238H48L47 240H41L40 242H38L37 244H35V246H33V247H31V248H29L28 250H27V252H22V254L23 255H25L26 257H27V261H28V264H90V260L91 259H93V257L95 256H93L92 254L94 253V251H93V249H91V250H89L88 251V249H87V252H86V254L83 252V250H85V249H83V248H85V247H87V244H89L88 242L89 241H87V244H86V241H85V239H86V237H84L83 236V228L82 227H84V226H82V224H84V220L85 219H83L80 215H77L76 216V213H77V209H75V199L76 198H82L83 197V195L81 194L80 195V190H79V184H78V182L77 181H75V179H77V178H75L74 180H73V177L71 178V172H72V170H71V168H70V165H68V164H66L62 159H60V158H58V155H57V153H60V152H62L63 151V147L60 145V143H61V136H62V132H63V130L66 128L65 127ZM80 126V125H79ZM78 126V127H79ZM87 126V125H86ZM85 126V127H86ZM95 126V125H94ZM96 126H98V124L96 125ZM102 126V125H101ZM111 126V125H110ZM115 126V125H114ZM163 126H165V124L164 125H161V123L160 124H158V125H151V127L149 126L148 127V132H149V134H148V136L150 137L149 139H148V137L146 138V140H147V145H148V147H147V149H145L144 148V137H143V134H139V136H138V132H136V131H133L134 132V135L135 136H138V140L135 142V140L133 141L132 139H131V136L132 135H130V136H125V137H121L120 136V134H118V135H116V134H114L113 136H109L108 134H106V132H105V135H104V130H103V132L101 133V134H103L104 135V138H107L108 140H109V145H108V147H107V149H106V151H105V154L102 156V159H100L99 158V153H101V152H99L98 154H97V157H98V159H100V161H98L97 163L95 162V164L94 165H90V167L91 168H93L94 169V167H97V169L98 170H100V171H103V170H101L102 168H104V167H102V166H104V163L105 162H107L108 163V161H109V163H110V161H112L113 159H115L117 156H119V157H128L127 155H129V157L131 158H136V155L138 154L139 155V153H140V151H142L143 152V148L145 149V155H146V157L147 158H151L152 159V153H154V157L153 158H155V159H153V162L155 161V163L156 164H158L159 166L158 167H163L164 165V167H163V171H165L164 170V168L166 167V165H167V167H169V165L171 164H169L168 165V160H170V161H173V156L171 155L170 156V151H167V148L169 147L170 148V144H171V142L172 141H174V143H176V141H178V140H176V139H178V137L174 140V132L173 131H170L172 128L171 127H169L168 129H162V128H164ZM170 126V125H169ZM210 126V125H209ZM219 126V125H218ZM75 127V126H74ZM73 127V128H74ZM106 127V126H105ZM112 127H113V125H112ZM133 127L134 128H137L138 129V124H137V122H134L133 121ZM199 127V126H198ZM197 127V128H198ZM203 128H205L206 127V125H205V127L204 126H202ZM211 127V126H210ZM89 128V127H88ZM97 129H99L98 127H96ZM107 128V127H106ZM171 128V129H170ZM179 128V127H178ZM186 128V127H185ZM200 129L199 130H201V127H199ZM203 128H202V130H203ZM206 128H209V127H206ZM80 129V128H79ZM85 129V128H84ZM103 129V128H102ZM114 129V127L112 128V130ZM181 129H183V127H181L180 128V130ZM218 129H219V127H218ZM70 130V129H69ZM90 130V129H89ZM100 130V129H99ZM131 130H134V129H131ZM140 130V129H139ZM199 130H197V131H199ZM207 130V129H206ZM205 130V131H206ZM72 131V130H71ZM87 131V130H86ZM85 131V132H86ZM92 131H94V130H92ZM91 131V132H92ZM96 131V130H95ZM145 131V130H144ZM204 131V130H203ZM214 131V130H213ZM238 131H241L242 133H238ZM121 132V131H120ZM131 132V131H130ZM147 132V131H146ZM200 132V131H199ZM33 133V132H32ZM65 133H67V131L65 132ZM70 133V132H69ZM79 133H81L80 132V130H79ZM89 133H90V131H89ZM94 133V132H93ZM96 133V132H95ZM97 133H98V130H97ZM96 133V134H97ZM111 133V132H110ZM113 133V132H112ZM205 133V132H204ZM31 134V133H30ZM76 134V133H75ZM88 133H86V135H87ZM92 134V133H91ZM95 134V135H96ZM99 134V133H98ZM100 134V135H101ZM196 134H199V133H196ZM213 134V133H212ZM67 135H68V133H67ZM70 135H72L71 133H70ZM74 135V134H73ZM134 135H133V137H134ZM179 135H180V133H179ZM178 135V136H179ZM202 135H204V134H202L201 133V136L200 137H202ZM218 135V134H217ZM216 135V136H217ZM65 136V135H64ZM93 136V135H92ZM91 136V137H92ZM102 136V135H101ZM189 136V137H190ZM198 135H195V137H197ZM208 136V135H207ZM83 137V136H82ZM88 137V136H87ZM181 137V136H180ZM65 138H66V136H65ZM89 139H90V136L88 137ZM93 138V137H92ZM91 138V139H92ZM96 138H97V136H96ZM135 138V137H134ZM205 138H206V136H205ZM204 137H202V140H204L205 139ZM83 139V138H82ZM94 139V141H93V143L95 142L96 143V145H95V147H94V145H93V149H91V147L90 148H86L85 149V147H82L84 144H82L81 143V138L80 139H78L77 137H72L71 138V140H70V143L73 145H71L70 143V145H71V147L69 146V149L67 148V146L69 145H67L66 147H64V148H67V151H71V152H73L74 150H76L77 151V153H75V154H79V156H80V158H79V160L82 158V157H84L86 154L87 155H89L90 154V152L91 151H94L96 148H99V149H101L102 150V148H103V144H102V141H100V140H95V138H93ZM97 139H99V138H97ZM184 139V138H183ZM198 139V138H197ZM197 139L195 138V142L197 141ZM242 140L243 141V146H244V150H243V153L240 155V157H241V159H240V164H238L237 162V160H235V157H236V155L238 154L237 153V146L238 145H236V142L238 141V140ZM84 140V139H83ZM145 140V141H146ZM189 140H191V141H193L192 139H189ZM216 140V139H215ZM205 141H206V139H205ZM207 141H209V140H207ZM84 142H86V140L84 141ZM92 142V141H91ZM105 142V141H104ZM103 142V143H104ZM185 143H186V139H185V141H184ZM190 142V141H189ZM189 142H187V143H189ZM86 143H88V141L86 142ZM94 143V144H95ZM174 143H172L171 144V146L173 145V147H171V148H174L175 146H176V144H174ZM186 143V144H187ZM197 143V142H196ZM195 143V144H196ZM199 143V142H198ZM211 143V142H210ZM209 143V144H210ZM108 144V143H107ZM190 144H192V142H190ZM190 144H188V145H190ZM232 144H235V147L236 148H232ZM86 145V144H85ZM90 145V144H89ZM204 145L205 144H199V148H198V150H200L199 152H201L202 150L205 152V151H208L207 150V147H205L204 148ZM214 145V144H213ZM231 145V146H230ZM75 146V148L76 149H74V150H71L72 149V147H74ZM143 146V147H142ZM191 146H193V145H190V146H188V147H191ZM196 146H197V144H196ZM184 147V146H183ZM195 147V146H194ZM210 147H211V145H210ZM242 147V146H241ZM34 148V147H33ZM175 148H177V147H175ZM185 148V147H184ZM184 148H183V152H184ZM193 147H191V149H192ZM196 148V147H195ZM217 147H215V148H213V149H216ZM218 148V149H219ZM187 149V148H186ZM191 149H188L189 151L191 150ZM212 149V148H211ZM211 149H209V150H211ZM238 149H239V147H238ZM64 150H66V149H64ZM177 150V149H176ZM195 150V149H194ZM173 151V150H172ZM175 151V150H174ZM186 151V150H185ZM213 151H215V150H212V152ZM217 151V150H216ZM75 152V151H74ZM191 152V151H190ZM218 152V151H217ZM34 153V152H33ZM63 153V152H62ZM172 153H175V152H172ZM176 153L178 154V151H176ZM187 154V156H189V154H188V152H186ZM211 153V152H210ZM214 153H216V152H214ZM30 154V153H29ZM68 154V153H67ZM63 155V154H62ZM82 155V156H81ZM84 155V156H83ZM95 155V154H94ZM141 155V154H140ZM214 155V154H213ZM72 156V155H71ZM142 156V155H141ZM190 156H192V155H190ZM200 156H202V155H200ZM78 157V156H77ZM76 157V158H77ZM143 157V156H142ZM185 157V156H184ZM193 157V156H192ZM197 157V156H196ZM239 157V156H238ZM89 158V157H88ZM92 158V157H91ZM139 158H141V157H139ZM175 158H176V156H175ZM188 158V157H187ZM199 158V157H198ZM203 158V157H202ZM202 158H199V160L201 159L202 160ZM206 158V157H205ZM205 158H203V159H205ZM212 158V157H211ZM5 159H6V161H9V159L7 158V157H5ZM32 158H30V161H32L31 160ZM72 159V158H71ZM96 160H98L97 158H95ZM94 159V160H95ZM125 159H127L128 160V158H125ZM137 159V158H136ZM142 159V158H141ZM184 159V158H183ZM182 159V160H183ZM190 159V158H189ZM208 159H209V157H208ZM252 159V158H251ZM34 160V159H33ZM82 160H83V158H82ZM86 160H88V159H86ZM93 160V161H94ZM107 160V161H106ZM127 160H125V162L127 163ZM134 160V159H133ZM181 160V159H180ZM187 160V159H186ZM205 160H207V159H205ZM212 160V159H211ZM66 161V160H65ZM117 161H118V159H117ZM116 161V162H117ZM120 161V160H119ZM135 161H137V160H135ZM177 161V160H176ZM189 161V160H188ZM194 161H195V159H194ZM203 161V160H202ZM202 161L200 162V163H202ZM222 161H223V159H222ZM82 162V161H81ZM87 162V161H86ZM145 162V161H144ZM148 162H150V164H151V161L150 160H148ZM187 162V161H186ZM190 162V161H189ZM189 162L188 163H185L184 165H178V166H175V164H174V166L173 167H178L177 168V170H184V168L186 169V171L188 172V170L189 171H191V165L189 164ZM191 162H193L192 161V159H191ZM203 162H205V161H203ZM253 162V161H252ZM33 163V162H32ZM73 163V162H72ZM135 163V162H134ZM198 163V162H197ZM246 163V162H245ZM251 163V162H250ZM76 164V163H75ZM111 164V163H110ZM152 164H154V163H152ZM155 164V165H156ZM183 164V163H182ZM204 164H206V162L204 163ZM210 164V163H209ZM84 165V164H83ZM106 165V164H105ZM108 165V164H107ZM116 165V164H115ZM125 165V164H124ZM134 165H137V164H134ZM139 165V164H138ZM173 165V164H172ZM249 165H251V164H249ZM253 165V164H252ZM72 166V165H71ZM86 166V165H85ZM126 166V165H125ZM140 166V165H139ZM152 166V165H151ZM204 166H209V165H204ZM203 166V167H204ZM109 167H111V165H109ZM123 167V166H122ZM135 167H137V166H135ZM134 166L132 167V166H127V167H124V168H122L121 169V175H122V173H124V174H126V173H133V171H135V168ZM143 167H145L144 165H143ZM149 167V166H148ZM153 167V166H152ZM154 167H156V166H154ZM153 167V168H154ZM161 167V168H162ZM170 167H172L171 165H170ZM180 167H181V169H180ZM199 167V166H198ZM201 167V166H200ZM224 167V166H223ZM153 168H149V170H151V169H153ZM183 168V169H182ZM227 168V167H226ZM252 168V167H251ZM73 169V168H72ZM108 169V168H107ZM111 169V168H110ZM139 169V168H138ZM156 169V168H155ZM158 169H160V168H157V170ZM175 169V168H174ZM198 169V168H197ZM201 169H207V167L206 168H201ZM211 169V168H210ZM246 169V168H245ZM87 170H88V168H87ZM156 170V171H157ZM176 170V171H177ZM215 170V169H214ZM213 170V171H214ZM225 170V169H224ZM42 171V170H41ZM76 171H77V173H81V171H82V169L78 166L77 167V169H76ZM84 171H86V168H85V170ZM83 171V172H84ZM89 171V170H88ZM95 171H97V170H95ZM94 171V173L95 174H97V172H95ZM108 171H109V169H108ZM155 171V172H156ZM162 170L160 171V172H163ZM182 171H181V173H182ZM207 171V170H206ZM210 171V170H209ZM218 171V170H217ZM83 172H82V174H83ZM99 172V171H98ZM104 172H107V171H105V169H104ZM110 172V171H109ZM136 172H137V170H136ZM87 173H89V172H87ZM164 173V172H163ZM168 173V172H167ZM166 173V174H167ZM179 173V172H178ZM186 173V172H185ZM184 173V174H185ZM190 173V172H189ZM119 174V173H118ZM143 174V173H142ZM145 174V173H144ZM176 174H177V172H176ZM175 174V175H176ZM187 174V173H186ZM191 174V173H190ZM189 174V175H190ZM53 175V176H54ZM98 175V174H97ZM148 175V174H147ZM161 175V174H160ZM174 175V177H176ZM236 175H235V177H236ZM264 175V174H263ZM36 176V175H35ZM83 176H85L84 174H83ZM96 176V175H95ZM99 176H101L100 174H99ZM182 176V175H181ZM185 176V175H184ZM27 177V176H26ZM106 177V176H105ZM104 177V178H105ZM109 177V176H108ZM143 177V176H142ZM142 177L140 176V179L142 180ZM191 177V179H195V176L193 177V175L191 174L190 176H189V178ZM31 178H32V176H31ZM89 178H90V176H89ZM96 178V177H95ZM102 179H103V177H101ZM100 178V179H101ZM167 178V177H166ZM91 179V178H90ZM110 179H112V178H110ZM137 179H139V177L138 176H136L135 174H134V176H133V178L131 179V181H133L134 180V183H135V180H137ZM140 179H139V182H140ZM156 179H158V178H156ZM169 179V180H168ZM176 179V178H175ZM178 179V178H177ZM176 179V180H177ZM182 179V178H181ZM181 179H180V181H181ZM25 180V179H24ZM80 180H81V178H80ZM83 180V179H82ZM122 180V179H121ZM160 180V179H159ZM167 182H171L172 183V181H174V179L172 180V178L170 177V178H167ZM31 181H32V179H31ZM91 181V180H90ZM96 181V180H95ZM99 181V180H98ZM109 181V180H108ZM107 181V182H108ZM165 181H166V179H165ZM29 182H30V180H29ZM182 182V181H181ZM186 182V181H185ZM191 182H193V181H191ZM195 182V181H194ZM200 182V181H199ZM31 183V182H30ZM36 183V182H35ZM96 183H97V181H96ZM96 183H94V184H96ZM106 183V182H105ZM120 183V182H119ZM118 183V184H119ZM125 183V182H124ZM148 184H149V186L150 187H153L155 190L157 189V188H162V186L161 185H163L162 184V181L160 180L159 182H157L155 179H154V176H152L151 177V179L150 180H148V182H147ZM170 183V184H171ZM187 183V182H186ZM202 183V182H201ZM25 184V183H24ZM47 184V183H46ZM46 184H45V186H46ZM51 184V183H50ZM50 184H48V185H50ZM55 183L53 182V185H54ZM57 184V183H56ZM94 184H93V186H94ZM126 184V186L124 187L123 185V189L121 188L120 189V187H119V193L118 194H120V191L123 193V196H124V194L125 195H127V206L126 207H128V206H130V208L132 209L133 208V211H135L136 212V214L134 215V216H132V218H131V216L129 215V216H123V217H125V219H123V221H121V222H123V224H125V226H120V227H122V228H119V227H113L111 230H112V233L111 234H109L110 235V239H109V241H110V243H109V245H107L106 246V249L104 250V252H103V258L105 259H103L99 264H155L156 263V261H155V263L154 262H152V260L154 259L152 256H150V254L152 255V253H150L149 255H146V253H147V251H148V249H149V251L151 252H155V253H157L158 254V256H165L164 258L165 259H160L161 261H159L158 260V263H156V264H174V263H176V261H178V264H226L227 263V261H228V259H229V257H230V255L231 254H233L232 253V250H233V247H234V244H235V241H236V239H235V237L236 236H234L233 234L237 231V230H241V228H242V224H243V219H245V217L248 215V213H249V210L243 215L242 213H239L238 211H229L230 209H228L230 206V203H232L233 204V202H229L228 203V206H227V208H226V206H225V213L224 212H222V208H221V205H220V202H219V200H218V198L213 202V203H211V204H201L200 205V207H199V209L197 210V212H189V214H186L185 216H184V220H183V226H186V229H179V230H176L175 229V227H174V216H173V208L172 207H168V206H165V207H161V205H162V202H163V200H161L162 202H160L159 200H156V198L154 199V198H152V194H150L151 192L147 189V186H145V184H140V183H138L137 181H136V183L135 184H132V183H125ZM168 184V183H167ZM169 184V185H170ZM173 184H174V182H173ZM176 184H177V182H176ZM180 184V182L178 183V185ZM203 184V183H202ZM38 185V184H37ZM86 185V184H85ZM97 185H98V183H97ZM112 185V187H113V185H115L114 183L113 184H111ZM168 185V186H169ZM177 185V186H178ZM40 185H38V187H39ZM51 186V185H50ZM55 186V185H54ZM104 186V185H103ZM119 186H121V184H119ZM188 186H189V184H188ZM49 186H47V187H45V188H48ZM86 187V186H85ZM95 187V186H94ZM110 187V186H109ZM112 187H110V189L112 188ZM117 187V186H116ZM116 187L114 188V189H116ZM170 187H172V184L170 185ZM185 187V186H184ZM218 187V186H217ZM118 188V187H117ZM172 188H174V187H172ZM84 189V188H83ZM98 188H96V190H97ZM107 189V188H106ZM109 189V190H110ZM175 189H178V188H176L175 187ZM201 189V188H200ZM92 190V189H91ZM117 190V189H116ZM171 190V189H170ZM179 190V189H178ZM195 189H193V191H194ZM220 190V189H219ZM225 190V189H224ZM0 191H2V189L0 188ZM84 191V190H83ZM159 191V190H158ZM157 191V192H158ZM166 191V190H165ZM87 192V191H86ZM105 190H103V189H101L100 190V196H99V198H97L96 197V195H95V197H93V198H95V199H91V209H92V207L93 208H95L96 210H97V212H98V215H100L101 216V213H102V209H101V206H100V204L99 203H101L102 202V200L104 201V199H106V196H104V194H105ZM108 192V191H107ZM115 192V191H114ZM113 192V193H114ZM192 192V191H191ZM61 193V192H60ZM84 193H85V191H84ZM99 193V192H98ZM112 193V194H113ZM159 193V195H160V192H158ZM157 193V194H158ZM164 193V192H163ZM171 193V192H170ZM224 193V192H223ZM1 194H2V192H1ZM0 194V195H1ZM71 194H73V195H75V198L74 197H72L71 196ZM85 194H89L90 195V193L88 192V193H85ZM112 194H110V195H112ZM192 194V193H191ZM195 194H196V192H195ZM222 194V193H221ZM69 195V196H68ZM171 195V194H170ZM197 195H199V194H197ZM197 195H195V196H197ZM123 196H122V198H123ZM162 196V195H161ZM174 196H175V194H174ZM191 196V195H190ZM117 197V196H116ZM125 197V196H124ZM165 197V196H164ZM176 197V196H175ZM44 198L46 199V200H48V202L49 203H51L52 201H49L50 199L52 200V196H51V193H50V191H46L45 189H44ZM49 198V199H48ZM86 198H88V197H86ZM97 198V199H96ZM166 198V197H165ZM186 198V197H185ZM185 198H183V199H185ZM192 198V197H191ZM209 198H213L212 196L211 197H209ZM99 199V200H98ZM112 199V198H111ZM121 199V198H120ZM87 199H85V201H86ZM168 200H170V199H168ZM167 200V201H168ZM210 200V199H209ZM213 200V199H212ZM44 201V200H43ZM94 201V202H93ZM119 202H120V200H118ZM165 201V200H164ZM166 201V202H167ZM173 201H174V198H173ZM173 201H172V204H173ZM185 201V200H184ZM46 202V201H45ZM47 202V204L49 205V203ZM80 202V201H79ZM84 202V201H83ZM87 202H89V201H87ZM113 202H114V200H113ZM176 202V201H175ZM199 202H201V201H199ZM203 202V201H202ZM43 203V202H42ZM186 203H187V201H186ZM191 203H193V202H191ZM47 204H45V205H47ZM81 204V203H80ZM86 204V203H85ZM88 204V203H87ZM166 204V203H165ZM169 204V203H168ZM167 204V205H168ZM187 204H189V203H187ZM200 204V203H199ZM198 204V205H199ZM227 204V203H226ZM231 204V205H232ZM235 204V203H234ZM43 205V204H42ZM51 205V204H50ZM171 205V204H170ZM186 205V204H185ZM68 206H69V204H68ZM108 206V205H107ZM123 206V205H122ZM176 206V205H175ZM194 206H196V204H194ZM48 207V206H47ZM118 207L119 208H121V205L119 206L118 205ZM58 208H57V210H58ZM87 208V207H86ZM115 208H117V207H115ZM117 209L116 211H114L113 213H118V212H120V209ZM129 208V209H130ZM18 209V208H17ZM54 209H55V207H54ZM129 209H128V211H129ZM130 209V210H131ZM188 209V208H187ZM189 209H193V208H189ZM233 209V208H232ZM20 211V210H19ZM28 211V210H27ZM87 211V210H86ZM121 211H122V209H121ZM132 211V212H133ZM176 211V210H175ZM187 211V210H186ZM186 211H184V212H186ZM17 212V211H16ZM50 213H51V211H49ZM107 212V211H106ZM177 212V211H176ZM181 212V211H180ZM42 213V212H41ZM47 213V212H46ZM110 213H111V211H110ZM131 213V212H130ZM134 213V212H133ZM132 213V214H133ZM92 214V213H91ZM90 214V215H91ZM103 214V213H102ZM131 214V215H132ZM181 214H182V212H181ZM251 214V213H250ZM20 216V215H19ZM38 216V215H37ZM42 216V215H41ZM44 216V215H43ZM121 217H122V215H120ZM96 217V216H95ZM109 217V216H108ZM127 217V218H126ZM170 217V218H169ZM179 217V215H177V218ZM44 218V217H43ZM120 218V217H119ZM152 218V219H151ZM156 218V219H155ZM38 219H39V216H38ZM41 219V218H40ZM176 219V218H175ZM57 221V220H56ZM50 222V221H49ZM86 222V221H85ZM91 222V221H90ZM187 222H188V224H187ZM52 223V222H51ZM48 224V223H47ZM46 224V225H47ZM87 224H89L88 222H87ZM97 224V223H96ZM99 225L98 226H100V224L101 223H98ZM109 224H110V222H109ZM120 224V223H119ZM146 225V227H145V225ZM52 225V224H51ZM92 225V224H91ZM90 225V226H91ZM104 225V224H103ZM144 225V226H143ZM34 226V219L33 218H27V219H25L23 222H22V224L21 225H19V229H18V231L15 233V237H17V236H22V237H26V236H28V235H30L31 233H32V228L31 227H33ZM87 226V225H86ZM177 227H178V225H176ZM57 227V226H56ZM89 227V226H88ZM92 227V226H91ZM110 227H112V225L110 226ZM84 229H85V227H84ZM87 229H89V228H87ZM159 230H163L162 232H160ZM16 231V230H15ZM95 231V230H94ZM91 230H90V233H89V231H88V234L90 235L91 234ZM237 233V232H236ZM42 235V233H39L38 234V236H41ZM94 237H96V236H94ZM66 238V237H65ZM108 238V237H107ZM90 239H91V236H90ZM182 239H185V241L182 243L183 245H182V247L180 248L179 247V250H177V246H178V244H179V241H181ZM88 240V239H87ZM37 241V240H36ZM28 241H26V242H24V243H27ZM182 242V241H181ZM31 243V242H30ZM30 243L28 242L27 244L28 245H30ZM27 245V246H28ZM26 246V245H25ZM23 246H21V248H22ZM128 247H130L129 249H127ZM19 249L20 250V246H17L15 249ZM88 248H89V246H88ZM128 250H130V254L128 253ZM9 252H10V255L12 254V255H15L16 254V250H14V251H10V250H8ZM96 251V250H95ZM18 252H20V251H18ZM149 253V252H148ZM93 256V257H91V259H90V256ZM17 256H20V255H17ZM44 256V257H43ZM130 256V257H129ZM148 256L149 257H152L153 259L151 260V263H150V261L148 260L147 261V259H149L148 258ZM232 256V255H231ZM25 257V258H26ZM36 257V259L35 260H33V261H31V259H33V258H35ZM15 258H17V257H15ZM22 258V257H21ZM25 258H23V259H25ZM133 258H135L136 259V261L134 262L133 261ZM18 259V258H17ZM96 259V262H97V260L98 259H100V258H98V256H97V258H95ZM159 259V258H158ZM26 260V259H25ZM94 260V259H93ZM230 260V259H229ZM20 261V260H19ZM15 262V261H14ZM26 262V261H25ZM37 262V263H36ZM93 262V261H92ZM149 262V263H148ZM180 262V263H179ZM18 263V262H17ZM94 263V262H93ZM98 263V262H97ZM24 264H26V263H24Z\"/></svg>",
  "mask_w": 264,
  "mask_h": 264
},
{
  "label": "crops",
  "instance_id": "3",
  "mask_svg": "<svg viewBox=\"0 0 264 264\" xmlns=\"http://www.w3.org/2000/svg\"><path fill=\"white\" fill-rule=\"evenodd\" d=\"M9 140L6 144L7 147ZM4 157L5 155L3 158ZM27 175L28 173H25V180ZM233 182H235L234 186ZM229 202H233V204L230 203L229 205L230 207L228 209L231 208L229 211H235L239 209L240 212H242V209L247 207L249 209V213L245 217L243 226L236 238L232 250L233 254H231L232 256L230 255V260L228 259L226 264H264V180L261 181L259 179L258 181H245L244 179H237L232 181L227 193L222 200V204L227 208ZM39 211L40 208L37 210L36 214L39 213ZM28 215H32V213L27 210L26 212H23L21 208H16L14 210L15 220L24 221V219L34 217H30ZM22 222H20V225ZM242 245H245V247H248L249 249V254L243 261L235 257V252L237 249H241ZM9 248L1 249L3 253H5L9 250Z\"/></svg>",
  "mask_w": 264,
  "mask_h": 264
}]
</instances>
